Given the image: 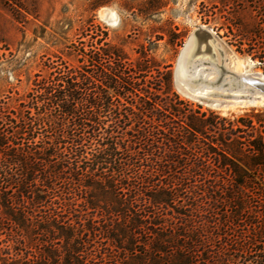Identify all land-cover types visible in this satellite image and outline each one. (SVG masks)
Listing matches in <instances>:
<instances>
[{
	"label": "trees",
	"instance_id": "trees-1",
	"mask_svg": "<svg viewBox=\"0 0 264 264\" xmlns=\"http://www.w3.org/2000/svg\"><path fill=\"white\" fill-rule=\"evenodd\" d=\"M86 53L94 75L43 78L29 109L0 122V264H264L251 183L235 178L227 218L222 184L204 176L210 150L264 174V128L245 144L255 127L242 119L209 140L204 112L157 98L120 54ZM204 197L213 207L193 203Z\"/></svg>",
	"mask_w": 264,
	"mask_h": 264
},
{
	"label": "rangeland",
	"instance_id": "rangeland-1",
	"mask_svg": "<svg viewBox=\"0 0 264 264\" xmlns=\"http://www.w3.org/2000/svg\"><path fill=\"white\" fill-rule=\"evenodd\" d=\"M106 10L113 11L116 20H109ZM211 36L222 45L219 61L190 62L191 47L198 48ZM90 50L111 54L112 65L120 54L130 68L142 69L157 98H179L204 112L209 140L242 126V119L252 120L255 127L242 133L245 144L255 138V130L264 128V104L248 102L243 92L233 94L239 88L232 76L237 70L264 74L263 0H0V122L13 124L11 118L18 120L29 109L36 83L43 78L70 70L94 75L98 69L90 65ZM198 65L203 69L194 76ZM182 66L183 82L190 88L179 80ZM195 87L203 91L194 92ZM206 158V183L222 184L220 212L229 218L228 194L235 178L251 183L244 189L249 210L263 212L264 174L234 172L231 161L211 150ZM242 158L235 163L246 169L244 162L251 160ZM206 200L193 203L213 207L214 198ZM7 237L0 235L1 240ZM7 243L15 254V243Z\"/></svg>",
	"mask_w": 264,
	"mask_h": 264
},
{
	"label": "bare ground",
	"instance_id": "bare-ground-1",
	"mask_svg": "<svg viewBox=\"0 0 264 264\" xmlns=\"http://www.w3.org/2000/svg\"><path fill=\"white\" fill-rule=\"evenodd\" d=\"M104 14L107 18H109V20H112V21L116 20V17H115L116 15L113 11L106 10L104 12ZM220 48H222L221 43L215 37L211 36V37H209V40L200 43L198 48H196V46L194 47V45H193V47H191L187 56L189 57L190 62H196V61L200 62V61H203V59H204V60H209L211 62L217 63L219 61V54L218 53H219ZM200 66L201 65H198V67L194 70V73H193L194 76H197V74L200 76L199 73L203 69V68L201 69ZM188 67L190 68V66L187 65L186 68H188ZM256 74H258L259 76L264 78V74H262V73H257V72L253 73V72L239 71V70L235 71L234 74H232V76L237 79L236 84H237V87L239 89H238V91L234 90L233 94H235L237 92H243L244 96H246L248 102L256 104V102H257L256 95L257 94L255 93V91L251 92V90H253L252 87H254V86L251 83H249V81H251L253 79V77H255ZM180 76H181V78H179V74H178L179 80L182 82L185 81L184 80L185 77H183V76H185V70H184L183 66H182V69L180 71ZM240 79L242 81H240ZM183 84L187 88H190V86L187 83L183 82ZM205 88L206 87H204V89ZM193 91L199 93V92H202L203 89L199 90V89H197V87H195L193 89ZM251 94H252V96H251ZM237 96H238V94H237Z\"/></svg>",
	"mask_w": 264,
	"mask_h": 264
},
{
	"label": "water",
	"instance_id": "water-1",
	"mask_svg": "<svg viewBox=\"0 0 264 264\" xmlns=\"http://www.w3.org/2000/svg\"><path fill=\"white\" fill-rule=\"evenodd\" d=\"M240 81H242L240 79ZM254 87H252L253 90L251 92H254L256 95V104H264V78L259 76L258 74L253 77L251 81H249ZM252 96V94H251Z\"/></svg>",
	"mask_w": 264,
	"mask_h": 264
}]
</instances>
